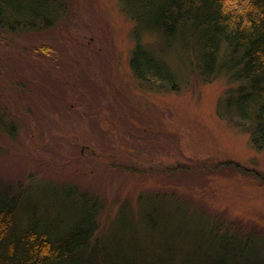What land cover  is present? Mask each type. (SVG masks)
<instances>
[{
    "label": "rangeland",
    "instance_id": "1",
    "mask_svg": "<svg viewBox=\"0 0 264 264\" xmlns=\"http://www.w3.org/2000/svg\"><path fill=\"white\" fill-rule=\"evenodd\" d=\"M61 1L51 27L0 33V112L17 126L0 130V183L41 200L48 184L93 194L99 234L123 203L134 211L141 195L170 191L190 210L264 234V182L217 165L264 172L248 123L219 113L234 84L202 80L147 34L178 77L173 91L151 87L130 68L134 22L118 0Z\"/></svg>",
    "mask_w": 264,
    "mask_h": 264
},
{
    "label": "trees",
    "instance_id": "2",
    "mask_svg": "<svg viewBox=\"0 0 264 264\" xmlns=\"http://www.w3.org/2000/svg\"><path fill=\"white\" fill-rule=\"evenodd\" d=\"M118 2L134 22L129 65L135 77L158 89L177 88L169 60L142 41L154 35L171 54L188 58L202 80L224 76L234 84L219 113L248 123L253 145L264 150V0ZM63 7L61 0H0V33L49 28ZM0 130H17L3 112ZM217 165L264 182V172L237 162ZM48 185L42 201L24 186L0 183V264H264L263 233L240 232L190 210L174 191L141 195L134 211L123 203L99 234L101 202L93 194Z\"/></svg>",
    "mask_w": 264,
    "mask_h": 264
}]
</instances>
